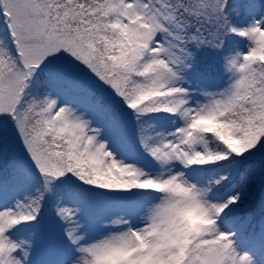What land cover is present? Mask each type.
<instances>
[{
	"label": "snow or ice",
	"instance_id": "1",
	"mask_svg": "<svg viewBox=\"0 0 264 264\" xmlns=\"http://www.w3.org/2000/svg\"><path fill=\"white\" fill-rule=\"evenodd\" d=\"M0 264H264V0H0Z\"/></svg>",
	"mask_w": 264,
	"mask_h": 264
}]
</instances>
